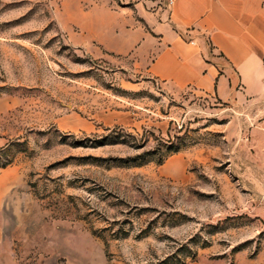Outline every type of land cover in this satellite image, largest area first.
Wrapping results in <instances>:
<instances>
[{"label": "rangeland", "instance_id": "obj_1", "mask_svg": "<svg viewBox=\"0 0 264 264\" xmlns=\"http://www.w3.org/2000/svg\"><path fill=\"white\" fill-rule=\"evenodd\" d=\"M99 1L0 0V264H264L255 117L73 46Z\"/></svg>", "mask_w": 264, "mask_h": 264}, {"label": "crops", "instance_id": "obj_2", "mask_svg": "<svg viewBox=\"0 0 264 264\" xmlns=\"http://www.w3.org/2000/svg\"><path fill=\"white\" fill-rule=\"evenodd\" d=\"M121 3H93L77 17L71 44L131 60L170 90L191 88L247 109L264 164V0Z\"/></svg>", "mask_w": 264, "mask_h": 264}, {"label": "built area", "instance_id": "obj_3", "mask_svg": "<svg viewBox=\"0 0 264 264\" xmlns=\"http://www.w3.org/2000/svg\"><path fill=\"white\" fill-rule=\"evenodd\" d=\"M169 5L173 3V0H168Z\"/></svg>", "mask_w": 264, "mask_h": 264}]
</instances>
